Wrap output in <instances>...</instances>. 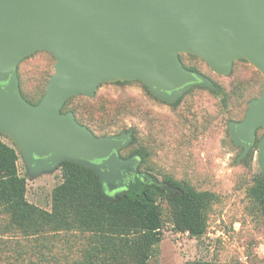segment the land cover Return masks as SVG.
<instances>
[{
    "label": "water",
    "instance_id": "obj_1",
    "mask_svg": "<svg viewBox=\"0 0 264 264\" xmlns=\"http://www.w3.org/2000/svg\"><path fill=\"white\" fill-rule=\"evenodd\" d=\"M39 51L56 64L46 93L32 104L21 92L18 67ZM182 54L221 76L244 60L264 78V0H0V133L15 143L31 175L73 162L94 170L116 194L142 161L120 154L133 130L97 136L63 109L77 96L93 98L106 82L139 80L168 103L196 86L214 90L211 79L185 67ZM259 129L264 82L245 118L230 123L233 143L244 148L239 160ZM259 150L264 180V135Z\"/></svg>",
    "mask_w": 264,
    "mask_h": 264
},
{
    "label": "rangeland",
    "instance_id": "obj_2",
    "mask_svg": "<svg viewBox=\"0 0 264 264\" xmlns=\"http://www.w3.org/2000/svg\"><path fill=\"white\" fill-rule=\"evenodd\" d=\"M182 58L216 88L196 86L175 103H168L139 80L106 82L93 98L75 97L65 111L74 109L81 121L90 120L89 127L98 134L101 128L108 136L133 130L134 140L120 151L121 156L146 154L140 169L159 194L164 222L163 240L147 264H190L201 259L215 264H264V215L249 196L255 176L262 175L259 142L264 129L257 131L253 148L241 160L244 149L230 135V123L243 120L250 101L262 94L264 78L244 60L235 62L229 76H221L199 57L182 54ZM55 64V57L42 51L19 64L20 88L27 100L37 103L44 96ZM0 138L15 145L5 134L0 133ZM19 153L28 201L50 211L53 190L63 181L60 167L31 175ZM178 182L214 195L205 210L207 229L201 239L173 226L167 198L177 195L173 183ZM162 184L172 187V192ZM92 256V263L105 264L100 243L90 233L28 236L11 224L7 212L0 211V264H86Z\"/></svg>",
    "mask_w": 264,
    "mask_h": 264
},
{
    "label": "trees",
    "instance_id": "obj_3",
    "mask_svg": "<svg viewBox=\"0 0 264 264\" xmlns=\"http://www.w3.org/2000/svg\"><path fill=\"white\" fill-rule=\"evenodd\" d=\"M181 60L184 63L182 55ZM41 99L37 103L28 101L38 104ZM72 100L74 98L66 104L63 112H68L65 109ZM69 111L75 113L74 109ZM77 119L90 128V120L87 123L79 117ZM92 131L97 136L110 135L109 132H102L103 128L98 130L99 134ZM137 153L144 161L146 154L143 151ZM19 160L20 153L15 145L0 138V211L10 215L15 228L28 236L60 231L90 233L100 243L105 264L149 262L155 247L163 240L164 226L159 194L154 188L138 185V189L133 188L111 199L106 196L104 185L94 170L73 162H63L60 167L63 181L53 190L52 209L43 210L27 199V178L20 174ZM173 184L180 194L169 196L167 203L175 230L201 239L207 229L205 210L214 195L198 191L186 182ZM249 196L264 215V180L261 174L255 176ZM92 255L97 257V254ZM93 256L86 264H95L92 263ZM190 264L215 263L201 259Z\"/></svg>",
    "mask_w": 264,
    "mask_h": 264
},
{
    "label": "flooded vegetation",
    "instance_id": "obj_4",
    "mask_svg": "<svg viewBox=\"0 0 264 264\" xmlns=\"http://www.w3.org/2000/svg\"><path fill=\"white\" fill-rule=\"evenodd\" d=\"M138 156H140V155L138 153H136V154H133L132 156H130L128 158L138 157ZM142 162L143 161H141V163L139 165L134 166L132 171H129V172L126 173L125 179L123 181V184H126L127 187L122 188L121 191L116 193L117 195H121L124 192H128L129 190H131L133 188H137L138 189L139 188L138 185L139 186L140 185H145V186L151 187L150 184H152V182H150V180H152V179L149 176H147L146 172H142L141 169H140L141 166H142ZM154 184L157 185V182L154 183ZM162 186H163V188H166L169 192H172V187H170L168 184H162ZM176 192H177V194H180V190L178 188H177ZM111 195L115 196V194H110L106 190V196L110 197ZM170 196H172V194H170Z\"/></svg>",
    "mask_w": 264,
    "mask_h": 264
}]
</instances>
